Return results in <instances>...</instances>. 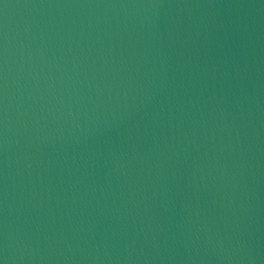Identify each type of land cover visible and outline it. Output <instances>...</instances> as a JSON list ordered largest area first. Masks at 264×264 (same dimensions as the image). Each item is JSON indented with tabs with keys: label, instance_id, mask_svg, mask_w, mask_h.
Returning a JSON list of instances; mask_svg holds the SVG:
<instances>
[{
	"label": "water",
	"instance_id": "obj_1",
	"mask_svg": "<svg viewBox=\"0 0 264 264\" xmlns=\"http://www.w3.org/2000/svg\"><path fill=\"white\" fill-rule=\"evenodd\" d=\"M0 264H264V0H0Z\"/></svg>",
	"mask_w": 264,
	"mask_h": 264
}]
</instances>
